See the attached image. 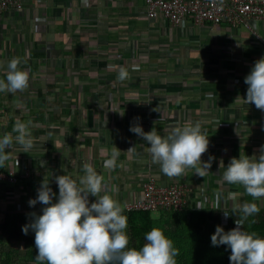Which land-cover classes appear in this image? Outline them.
Wrapping results in <instances>:
<instances>
[{"label": "crops", "instance_id": "crops-1", "mask_svg": "<svg viewBox=\"0 0 264 264\" xmlns=\"http://www.w3.org/2000/svg\"><path fill=\"white\" fill-rule=\"evenodd\" d=\"M73 2L23 0L22 10L0 13V73L5 78L12 55L21 59V70L46 74L43 86L67 94L81 74L93 78L78 84L82 95L62 97L61 104L67 105L60 112L45 114L44 132L52 135L38 143L48 142L51 159L44 175L56 197L55 177L66 174L78 181L88 163L104 177L105 192L121 203L125 214L126 204L140 198L148 176L160 184L191 187L187 212L204 211L211 223L219 217L223 229L244 203H256L264 210V198L254 199L242 185L235 200L228 199L232 184L223 180L232 158H258L264 146V110L245 101L244 82L254 63L264 57V19H253L248 27L186 23L176 29L163 17L149 19L141 0H92L89 8L98 11L95 19L103 36L96 41L74 33L78 8ZM121 67L129 73L124 80L118 79ZM64 77L66 82L59 83ZM197 121L210 141L201 161L214 158L205 177L192 168L180 177L164 175L159 165L151 163L150 144L129 130L139 125L145 133L155 128L167 136L173 128ZM42 128L40 124L34 131L42 136ZM114 147L121 154L116 167L107 169L104 161ZM37 164L35 178L40 179L41 162ZM216 192L222 194L219 208L214 203ZM96 199L89 195L90 204ZM198 204L204 209H197Z\"/></svg>", "mask_w": 264, "mask_h": 264}, {"label": "clouds", "instance_id": "clouds-1", "mask_svg": "<svg viewBox=\"0 0 264 264\" xmlns=\"http://www.w3.org/2000/svg\"><path fill=\"white\" fill-rule=\"evenodd\" d=\"M223 3L224 0H219L221 6ZM20 64L19 57L9 60L6 80L0 79V92H22L29 86L30 71L21 70ZM128 74L127 69L121 67L118 79L124 80ZM244 82L248 85L245 101L264 110V57L254 63ZM30 125L31 121L21 122L17 117L12 130L17 135L13 137L12 133H6L0 138V168H4L10 159L11 152L6 153L5 149L13 148L14 141L23 147L25 153L34 147V138L28 131ZM129 130L150 144L151 163L159 165L161 172L169 178L180 177L190 168L195 169V174L200 177L209 174L214 158L209 157V161L204 163L201 161L210 141L207 133L201 130L199 121L173 128L167 136H161L155 128L145 133L139 125ZM133 151L134 148H130L127 152ZM260 151L258 158L245 155H240L239 159L232 158L223 173L225 182L242 185L254 199L264 198V146ZM120 154L121 151L114 147L110 158L104 161V167L114 169ZM82 171L84 175L78 181L66 174L55 177L58 198L49 181L43 180L37 198L29 201L32 207L37 203L46 205L42 215L32 213L33 222L22 228L25 235L29 229L35 233L37 264H177L180 250L174 247V242L161 228L153 227L146 233V243L139 250L130 248V237L126 232L128 217L122 214L123 206L105 192L104 177L91 164H83ZM89 195L96 197V201L90 204ZM238 195L230 192L228 199L235 200ZM214 197L219 208L222 194L216 192ZM54 198L57 199L55 203ZM207 200L205 197L204 202ZM195 207L204 209L200 204ZM239 211L242 215L235 220L236 227L225 232L217 226L211 243L230 248L231 264H264V238L255 231L242 230L249 217L258 214L260 209L256 203H244L239 206ZM227 216L225 214V218Z\"/></svg>", "mask_w": 264, "mask_h": 264}, {"label": "rangeland", "instance_id": "rangeland-1", "mask_svg": "<svg viewBox=\"0 0 264 264\" xmlns=\"http://www.w3.org/2000/svg\"><path fill=\"white\" fill-rule=\"evenodd\" d=\"M91 1L74 0V8H78V10H75L73 16L77 22L73 31L75 34H79V38L94 37V40L98 41L103 36L99 35L98 30L101 27L98 25L99 21L95 19L98 11L89 8ZM68 16L71 15L68 14ZM46 77V74L41 73L30 74L29 86L24 91L0 92V138L6 133H12L13 137L17 135L12 132L17 117L21 122L31 121L28 131L34 138V147L27 153L15 141L13 148L5 149L6 153H11L6 166L0 168V264H37L35 257L38 251L35 246V233L29 229L28 234L25 235L22 228L33 222L32 213L37 216L42 215V209L46 207L41 203H37L34 207L29 205L30 200L37 198L34 197V190H38L43 180L49 181L48 175H44V168L49 169V160L51 159L49 145L46 140H42L43 145L38 143L41 137L46 139L47 135L49 136L44 132L47 128L45 127L46 123L48 124V121L44 119L45 114L60 112L61 108L67 105L61 104L62 97L77 98L79 94L82 95V92L77 89L78 84L82 82L81 80L89 81L92 78L81 74L74 90L67 94V90H56L51 85L43 86L41 80ZM0 79L6 80L3 72L0 73ZM63 82H66V77L62 78L59 83ZM102 85L104 88V84ZM56 97H59L58 100ZM74 107L78 108V106ZM39 117L42 118L39 119ZM40 124L43 126L42 136L38 131H34V128ZM37 160L41 162L42 168L40 176L38 174L40 179L35 178L36 172H39ZM11 177L14 179L11 180ZM55 202L57 201L53 203ZM26 212L30 216L27 221H22L19 214ZM185 213H188L187 210L183 213L173 211L152 213L157 223L155 227L161 228L165 236L174 242V247L180 250V255L176 257L177 264H225L224 258L229 254L228 246H213L211 243V236L215 233L216 227L220 226L219 217L214 218L212 223L208 221L207 216L201 217L197 222H192L190 215H185ZM122 214L125 215V212ZM241 215V212L230 215L228 226L224 228V231L234 229L236 227L235 220L240 219ZM254 218H264V210L249 217L242 230H246ZM126 232L130 237L129 247H135L136 242L131 238L128 227Z\"/></svg>", "mask_w": 264, "mask_h": 264}, {"label": "built area", "instance_id": "built-area-1", "mask_svg": "<svg viewBox=\"0 0 264 264\" xmlns=\"http://www.w3.org/2000/svg\"><path fill=\"white\" fill-rule=\"evenodd\" d=\"M149 19L163 17L172 27L181 29L186 23L202 27L207 23L230 28L248 27L253 19H264V0H141ZM23 0H0V13L22 10ZM11 180L14 177L10 178ZM241 185L229 187L236 192ZM192 188L186 184H160L148 176L141 184V195L128 202L126 212L134 210L173 211L183 213L189 206Z\"/></svg>", "mask_w": 264, "mask_h": 264}, {"label": "trees", "instance_id": "trees-1", "mask_svg": "<svg viewBox=\"0 0 264 264\" xmlns=\"http://www.w3.org/2000/svg\"><path fill=\"white\" fill-rule=\"evenodd\" d=\"M152 213L153 212L149 210H134L126 212L125 214L128 217L129 234L133 241L136 242L135 248L137 250H139L146 241V233H148L157 224ZM188 214L190 215L192 222H197L199 221V219H201V217L204 216V211H188ZM29 216L30 214L28 212L19 214V217L22 221H27ZM246 230H248L249 232L255 231L261 238H263L264 218H254L253 220H251L250 226ZM230 255L231 250L229 248V254L224 258L226 262L225 264H231V261L229 259Z\"/></svg>", "mask_w": 264, "mask_h": 264}]
</instances>
